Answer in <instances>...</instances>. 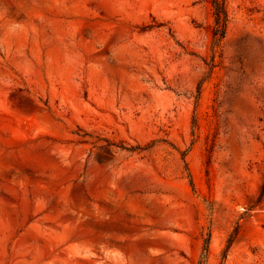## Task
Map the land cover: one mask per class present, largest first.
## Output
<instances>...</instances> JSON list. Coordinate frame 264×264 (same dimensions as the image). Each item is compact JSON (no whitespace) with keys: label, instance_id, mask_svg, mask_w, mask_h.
<instances>
[{"label":"rangeland","instance_id":"rangeland-1","mask_svg":"<svg viewBox=\"0 0 264 264\" xmlns=\"http://www.w3.org/2000/svg\"><path fill=\"white\" fill-rule=\"evenodd\" d=\"M211 1L0 0V264H264V0Z\"/></svg>","mask_w":264,"mask_h":264},{"label":"trees","instance_id":"trees-1","mask_svg":"<svg viewBox=\"0 0 264 264\" xmlns=\"http://www.w3.org/2000/svg\"><path fill=\"white\" fill-rule=\"evenodd\" d=\"M211 5L215 18V26L212 29V34L219 40L225 36L226 29L229 23V14L226 8V0H212ZM208 244L209 238H207L205 242V251H207Z\"/></svg>","mask_w":264,"mask_h":264}]
</instances>
